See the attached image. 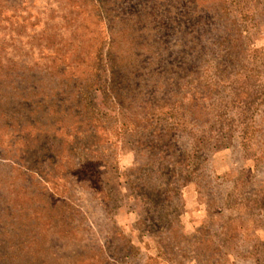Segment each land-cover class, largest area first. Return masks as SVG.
Instances as JSON below:
<instances>
[{"label": "rangeland", "instance_id": "rangeland-1", "mask_svg": "<svg viewBox=\"0 0 264 264\" xmlns=\"http://www.w3.org/2000/svg\"><path fill=\"white\" fill-rule=\"evenodd\" d=\"M181 97L174 154L197 169L175 177L123 133ZM51 117L58 165L43 144ZM91 130V157L108 165L79 169L69 144ZM148 181L182 186L157 210ZM1 240H36L40 264H264V0H0Z\"/></svg>", "mask_w": 264, "mask_h": 264}, {"label": "trees", "instance_id": "trees-1", "mask_svg": "<svg viewBox=\"0 0 264 264\" xmlns=\"http://www.w3.org/2000/svg\"><path fill=\"white\" fill-rule=\"evenodd\" d=\"M100 1H104V0H100ZM230 39H232L231 36H230ZM109 69L111 70L109 71ZM109 69L107 70L109 71L111 80L115 83H118L119 80L117 81V78L119 74L116 71H114L112 67H110ZM69 80H72V78H70ZM63 85L65 86V82ZM94 85L95 83L86 84L85 87L81 89L79 96L75 97L76 107L74 111L75 113L77 112L78 119L89 116L86 113L87 110H89L88 109L89 108L88 99L91 94L89 92H92ZM78 87L79 86H76L75 89H77ZM95 90H98V89H95ZM194 96L195 97L190 98V102L187 103V105H189L190 108L192 105L197 104L196 95ZM55 98L56 99L53 101V105L55 106L56 109L58 108L62 112L63 116L64 115L66 116L68 110H65L66 107L63 105V102L60 100V98H58L57 95H55ZM174 98L177 99V96H175ZM183 100H184V97H181V99L178 98V100L176 101L172 99L171 100L168 99V103L155 102L152 104H148L146 108L140 109L143 113L140 112L139 117L138 116L134 117L133 119L129 121L130 122L129 126L132 127L133 130L128 129L127 132L123 133L124 136H127L125 134H130L129 137H131L134 140V143L136 142L135 143L136 149H134L136 154L141 153L142 151L141 149H138L137 147L139 148L144 147L145 150L148 149L149 151H151V153H153L152 158L155 159V161L151 163V167H154L155 166L154 164H158L161 162L163 167L160 170H166V168L168 167V163L170 162L172 164V167H170L171 170L168 172L172 174V176H175V177H179L181 174H183L182 173L183 168H185L184 169L185 173H190L189 175H193L197 169V165L195 164L193 165V163H190L189 158L185 159L183 163L174 154V149H175L173 145L174 134L179 133V130H180L179 127L181 126V122L184 121V119L186 118L185 117L186 110L183 106V103H184ZM145 103H148V102H145ZM121 105L124 107L123 103H121ZM47 106L48 105H46L45 103H40V107L41 109L43 108L42 111H44L43 114L47 113L46 116H48V113H49V106L48 107ZM30 121L27 119V122H30ZM55 121H56L55 118L51 117V119H48L47 123L44 125L45 130L47 128H50L51 133L49 131L45 132V134L43 135L44 137L43 144L47 145L49 149L48 150V154H49L48 160L50 161V163L53 165L54 163L55 165H58V161L60 157L55 154V151L58 150V153H59L62 150L63 141L62 139L55 137L58 135V131L55 129V125H54ZM86 121L88 120L85 119V122ZM34 124H35V121H34ZM129 126L127 125L126 128H129ZM9 127L12 128L13 125ZM70 135L71 134L68 131L67 136H70ZM74 136H78V132H76ZM90 136H91L90 139H87L86 137H81V140L72 139V142L69 144V148H70L68 149L69 154L71 155L72 159L75 161L79 169L82 167H87V166H84L85 164H92V163L101 164L104 166L108 165V161L100 160V159L98 161H94V159L91 157V154L93 153L92 148H94V145L92 143H89V141L94 139L95 137L94 130L90 131ZM31 153L35 154L34 151H32ZM173 159H175L174 163L172 161ZM166 165L167 167H165ZM192 165H193V170L191 169ZM156 169L154 168L153 170L156 171ZM157 170L159 171V166ZM157 173H160V172H157ZM146 177H150V173L147 174ZM43 183L45 184V191H46V195L44 196V198H46V200H48L50 204L61 207L59 203L58 204L56 203L59 200L61 201L63 200L61 198L56 199L55 196H53L57 194L54 193L53 190L49 188V181L45 182L43 180ZM135 184H136L135 182L132 183V190L134 191L137 190V188L135 187ZM151 184L152 183H150V181L145 182L143 184V187H146V186L148 187V189H146L148 190V195L146 196L150 199L151 206H153L152 208H155L157 210L158 209L160 210L164 208L165 206H167L168 203L172 200L173 195L178 194L180 191V187L182 186V183H178V184L174 183L175 187L171 189L170 193L163 195L157 192L155 189H151V187H149V186H152ZM170 226L169 225L166 226L165 230H171L169 228ZM19 233H21V231ZM36 240H33V243H24L22 240L21 241L19 240L17 243L12 240H7V241L1 240L0 241V264H40L38 257H36L37 256L36 253L32 251V247H31V246L37 245L38 242ZM221 255H223L222 252H220V257L223 258L224 255L223 256Z\"/></svg>", "mask_w": 264, "mask_h": 264}]
</instances>
